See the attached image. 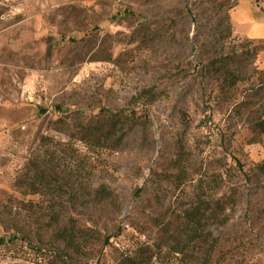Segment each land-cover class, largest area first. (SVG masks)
<instances>
[{
    "label": "rangeland",
    "instance_id": "1",
    "mask_svg": "<svg viewBox=\"0 0 264 264\" xmlns=\"http://www.w3.org/2000/svg\"><path fill=\"white\" fill-rule=\"evenodd\" d=\"M235 2L0 0V264H264V41Z\"/></svg>",
    "mask_w": 264,
    "mask_h": 264
},
{
    "label": "trees",
    "instance_id": "2",
    "mask_svg": "<svg viewBox=\"0 0 264 264\" xmlns=\"http://www.w3.org/2000/svg\"><path fill=\"white\" fill-rule=\"evenodd\" d=\"M147 92V91H144ZM26 210L31 209V205L28 202L26 205ZM202 214H200L199 208H195L186 213L184 217V223L181 228V235L183 239L178 241L176 244H186L190 245L191 243H195L196 241H200L201 236V222H202ZM83 229L76 228L74 224L69 225L68 227H63L58 229L55 233L56 237L64 242L65 247H70L75 251L79 252V245L77 240V236L79 238L84 237ZM2 243V241H0ZM182 250L174 249L173 252L180 253ZM119 264H151V262L146 258H144L141 254L135 253L134 255H126L121 259Z\"/></svg>",
    "mask_w": 264,
    "mask_h": 264
},
{
    "label": "crops",
    "instance_id": "3",
    "mask_svg": "<svg viewBox=\"0 0 264 264\" xmlns=\"http://www.w3.org/2000/svg\"><path fill=\"white\" fill-rule=\"evenodd\" d=\"M229 18L239 37L264 41V0H236ZM257 64L264 71V51L259 54Z\"/></svg>",
    "mask_w": 264,
    "mask_h": 264
}]
</instances>
